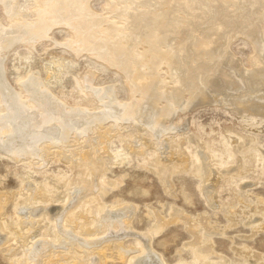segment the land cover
Listing matches in <instances>:
<instances>
[{
  "label": "rangeland",
  "instance_id": "rangeland-1",
  "mask_svg": "<svg viewBox=\"0 0 264 264\" xmlns=\"http://www.w3.org/2000/svg\"><path fill=\"white\" fill-rule=\"evenodd\" d=\"M18 2L23 8L16 21H34L35 15L36 21L40 1ZM89 3L121 25L127 18L106 8H140L138 0ZM15 19L0 6V23L10 27ZM57 26L48 39L8 48L2 70L9 86L21 93L18 99L35 107L24 87L32 76L40 77L38 85L43 80L41 88L63 101L67 111L86 101L74 88L77 80L84 89L83 77L94 79V86L114 85L121 103L137 101L125 75L88 61L85 52L73 54L79 50L74 37L64 49L59 39L70 33ZM242 36L233 35L227 51L250 71L257 47ZM170 75L159 68L157 79L168 90L174 89ZM160 84L157 91L165 89ZM103 107L84 108L100 112ZM236 110L231 104L200 103L177 109L165 126L184 129L160 137L140 124L108 121L82 136L73 132L64 145L40 143L33 160L16 163L0 154V264H126L121 251L134 255L130 264H143L145 247L151 251L147 264H264V160L260 166L253 160L254 153L264 155V113ZM221 139L233 144L232 163L219 165L212 156L211 147ZM125 207L131 210H121L119 221L108 219L109 212Z\"/></svg>",
  "mask_w": 264,
  "mask_h": 264
},
{
  "label": "bare ground",
  "instance_id": "bare-ground-1",
  "mask_svg": "<svg viewBox=\"0 0 264 264\" xmlns=\"http://www.w3.org/2000/svg\"><path fill=\"white\" fill-rule=\"evenodd\" d=\"M39 1L41 6L33 12L38 14L34 22L23 19L24 16H20L22 21H16L19 9L23 8L18 0H0L4 14L15 19L10 27L0 23V110H5L0 119V154L16 163L36 158L40 143L49 141L51 146L64 145L73 132L82 136L95 124L102 125L108 121L140 124L160 137L166 132L184 129L165 126L177 109L188 110L200 103L220 108L231 104L237 109L236 113L244 112V109L251 114L264 113V62L261 61L264 60V0H138L139 9L106 8L114 16L127 18L122 25L96 12L90 6V0ZM55 25H61L70 33L69 38L62 36L59 39L65 41L64 49L76 39L73 44H78L79 50L74 51L77 54L72 53L78 56L85 52L89 55L88 61L114 68L124 78L126 76L130 89L139 96L137 101L121 103L114 96V85L94 86V79L85 80L83 77L81 83L84 89L77 80L74 81V88L86 101L67 111L63 101L41 88L45 82L42 80V84L38 85L41 78L32 76L24 87L35 107H31L28 100L18 99L22 98L21 93L9 86L2 70L8 48L15 43L32 44L46 37L48 39L47 34ZM124 26L126 29H123ZM197 33L198 36L195 35ZM239 33L251 38L257 47L250 71H243L241 63L227 51L228 42ZM139 47L142 49L139 50ZM140 66L145 70L148 68L149 73L143 74L145 72L142 73ZM161 67L169 69L174 89L168 90L165 82L158 81ZM96 70L89 72L91 76ZM160 83L165 89L159 86L162 91H157L155 84L158 87ZM183 95H187L188 99L184 100ZM94 101L101 103L95 105ZM161 102L163 106H158ZM101 104L104 109L100 112L84 108L87 106L93 110ZM232 147V143L221 139L210 150L216 162L223 165L234 161L231 158L235 154ZM115 150L117 154L116 147ZM253 160L255 166H260L264 155L254 153ZM63 175L60 174V177ZM63 177L65 179L66 176ZM121 210L126 212L131 209L125 207L109 212L108 219L119 221L118 217L123 214ZM88 233L95 232L89 230ZM145 249L143 256L149 259L151 251L147 247ZM127 252L121 251L120 255L126 264H130L134 255H126ZM148 259L143 264H147Z\"/></svg>",
  "mask_w": 264,
  "mask_h": 264
}]
</instances>
